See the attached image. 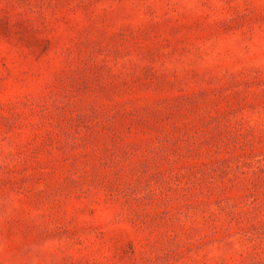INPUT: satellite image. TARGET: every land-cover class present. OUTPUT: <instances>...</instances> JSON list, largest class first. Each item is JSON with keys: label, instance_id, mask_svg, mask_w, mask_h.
<instances>
[{"label": "rangeland", "instance_id": "1", "mask_svg": "<svg viewBox=\"0 0 264 264\" xmlns=\"http://www.w3.org/2000/svg\"><path fill=\"white\" fill-rule=\"evenodd\" d=\"M0 264H264V0H0Z\"/></svg>", "mask_w": 264, "mask_h": 264}]
</instances>
